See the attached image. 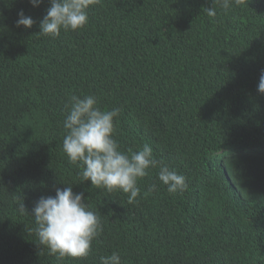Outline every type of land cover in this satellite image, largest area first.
I'll return each instance as SVG.
<instances>
[{"label": "trees", "instance_id": "obj_1", "mask_svg": "<svg viewBox=\"0 0 264 264\" xmlns=\"http://www.w3.org/2000/svg\"><path fill=\"white\" fill-rule=\"evenodd\" d=\"M48 7L0 0V264H100L113 252L121 264H264V0L227 11L214 0H99L85 27L55 38L40 34ZM21 9L29 29L15 26ZM72 95L120 109L121 150L148 144L187 189L169 194L158 167L131 203L80 182L62 150ZM67 185L102 231L87 256L57 261L31 209Z\"/></svg>", "mask_w": 264, "mask_h": 264}, {"label": "clouds", "instance_id": "obj_2", "mask_svg": "<svg viewBox=\"0 0 264 264\" xmlns=\"http://www.w3.org/2000/svg\"><path fill=\"white\" fill-rule=\"evenodd\" d=\"M32 7H39L44 0H28ZM99 0H49L50 7L39 22L40 34L58 37L61 30L77 31L88 23V10ZM243 0H214V5L227 11L233 4L240 6ZM207 16L217 15L216 7L205 8ZM15 26L29 29L35 21L21 9L17 13ZM257 92L264 95V70L261 71ZM67 114L62 122L65 135L62 150L68 162L80 171V182L90 181L92 187L108 193L120 191L128 194L129 203L139 195V178L148 174V169L158 167L157 178L167 187L169 194L182 193L188 187L186 178L158 162L153 157V148L148 144L136 151L125 153L114 138V119L120 109L102 110L94 95L82 98L72 95L66 104ZM156 187L155 184L152 185ZM84 194L75 193L67 185L56 189L55 196H41L31 209L39 244L48 250L57 261L65 258L87 256L93 240L102 231L99 216L84 202ZM21 214L28 213L23 203L19 204ZM100 264H121L120 255L113 252L101 256Z\"/></svg>", "mask_w": 264, "mask_h": 264}]
</instances>
